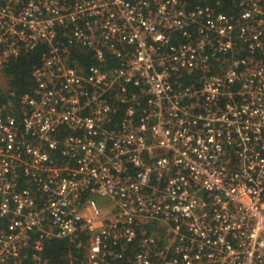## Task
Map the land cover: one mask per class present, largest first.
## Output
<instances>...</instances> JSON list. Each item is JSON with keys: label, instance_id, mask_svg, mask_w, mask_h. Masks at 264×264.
Masks as SVG:
<instances>
[{"label": "built area", "instance_id": "1", "mask_svg": "<svg viewBox=\"0 0 264 264\" xmlns=\"http://www.w3.org/2000/svg\"><path fill=\"white\" fill-rule=\"evenodd\" d=\"M207 2L0 0V264H264V0Z\"/></svg>", "mask_w": 264, "mask_h": 264}, {"label": "trees", "instance_id": "2", "mask_svg": "<svg viewBox=\"0 0 264 264\" xmlns=\"http://www.w3.org/2000/svg\"><path fill=\"white\" fill-rule=\"evenodd\" d=\"M187 1L188 5L192 6L197 3H203L205 0ZM208 1L210 2L207 3L218 6L219 10L230 12V8L232 9L233 0ZM216 2L218 3L216 4ZM42 50L43 46L41 45L33 50L23 51L19 56L10 58L5 64L3 73L8 87L7 90L13 92L16 99L24 93L31 92L34 88L35 82L31 72L40 63ZM69 60L78 62L83 66L98 62L92 51L78 50L76 48H72ZM108 61H111L110 64L112 65L117 64L116 60H112V56H110ZM193 80H195V77H191L189 73L183 74L181 79L184 83H190ZM8 98L12 97L9 96ZM0 226L2 225L0 224ZM85 246L86 237L83 235L81 237V246L70 238L45 239L43 240V248L40 253L42 260L45 262L42 264H87ZM113 248L120 249V245L113 246ZM129 249H137V244L135 243L133 246H128L126 250H123L126 255L130 253ZM15 264H36L31 258V250H28L26 258L19 259Z\"/></svg>", "mask_w": 264, "mask_h": 264}]
</instances>
